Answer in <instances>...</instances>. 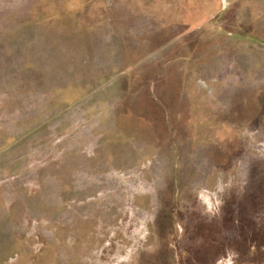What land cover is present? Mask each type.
I'll use <instances>...</instances> for the list:
<instances>
[{"label": "rangeland", "instance_id": "1", "mask_svg": "<svg viewBox=\"0 0 264 264\" xmlns=\"http://www.w3.org/2000/svg\"><path fill=\"white\" fill-rule=\"evenodd\" d=\"M0 264H264V0H0Z\"/></svg>", "mask_w": 264, "mask_h": 264}]
</instances>
